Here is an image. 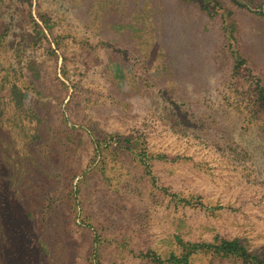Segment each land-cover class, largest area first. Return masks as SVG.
Instances as JSON below:
<instances>
[{
    "label": "rangeland",
    "instance_id": "rangeland-1",
    "mask_svg": "<svg viewBox=\"0 0 264 264\" xmlns=\"http://www.w3.org/2000/svg\"><path fill=\"white\" fill-rule=\"evenodd\" d=\"M263 4L0 0L36 240L48 219L75 264H264Z\"/></svg>",
    "mask_w": 264,
    "mask_h": 264
},
{
    "label": "trees",
    "instance_id": "trees-1",
    "mask_svg": "<svg viewBox=\"0 0 264 264\" xmlns=\"http://www.w3.org/2000/svg\"><path fill=\"white\" fill-rule=\"evenodd\" d=\"M255 9L264 14V4ZM2 103L0 98V264H75L65 239L59 233L53 234L54 231L51 234V220L47 219L45 225L44 234L48 232V236L37 240L33 236L35 214L29 207L33 190L26 188L27 169L22 170L26 162L19 155L11 158L8 154L7 148L17 144L15 140L10 144L6 136L8 113ZM8 165L15 166L12 167L15 171L5 170ZM20 181L22 184L18 186ZM12 192V196L20 195L19 198H9Z\"/></svg>",
    "mask_w": 264,
    "mask_h": 264
}]
</instances>
